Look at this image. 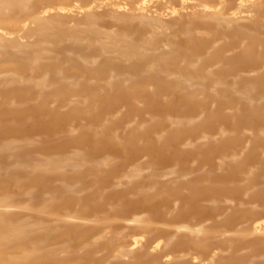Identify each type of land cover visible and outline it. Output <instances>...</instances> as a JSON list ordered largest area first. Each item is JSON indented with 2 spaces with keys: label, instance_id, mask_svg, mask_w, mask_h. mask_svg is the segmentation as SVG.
Instances as JSON below:
<instances>
[{
  "label": "bare ground",
  "instance_id": "1",
  "mask_svg": "<svg viewBox=\"0 0 264 264\" xmlns=\"http://www.w3.org/2000/svg\"><path fill=\"white\" fill-rule=\"evenodd\" d=\"M0 264H264V0H0Z\"/></svg>",
  "mask_w": 264,
  "mask_h": 264
}]
</instances>
